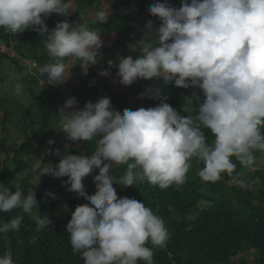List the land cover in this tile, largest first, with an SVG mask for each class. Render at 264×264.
<instances>
[{"label":"clouds","instance_id":"obj_1","mask_svg":"<svg viewBox=\"0 0 264 264\" xmlns=\"http://www.w3.org/2000/svg\"><path fill=\"white\" fill-rule=\"evenodd\" d=\"M72 6V0H0V29L13 36L31 30L44 37L50 62L39 68V75L46 74L50 85L69 78L66 58L87 68L100 58L101 34L90 24H106L105 11L96 12L93 20L81 13L79 23L60 22L49 32L46 19L52 14L68 17ZM149 14L158 18L159 27L149 20L144 39L128 45L137 55L119 57L115 64L108 61L109 68L117 69L123 86L138 79L174 82L180 88L199 89L204 100L194 117L181 116L166 97L161 99L159 88L146 90L149 99L161 100L156 107L121 113L109 97L86 102L83 108L70 97L59 109V131L67 140L96 141L90 156L63 155L58 164L42 169V176L67 177L62 186L70 185L68 191L89 201L75 208L66 225L72 250L84 264H154L153 248L169 242L164 221L145 203L118 197L114 184L128 188L147 181L161 190L180 187L193 158L203 164L197 175L216 183L223 174L233 176L236 162L251 166L255 153H264V0H182L179 8L158 0ZM100 75L111 73L104 70ZM15 91L22 94L19 84ZM193 99L200 97L194 92L188 101L193 104ZM201 126L211 132L212 143ZM118 165H126L121 175L113 174ZM96 169V192L88 195L83 181ZM236 183L244 189L251 186L245 179ZM46 196L56 199L54 193ZM17 209L11 220L0 222V233L20 231L24 214L38 210L34 191L25 195L17 188L12 193L0 184V212ZM32 219L38 232L52 223L46 215ZM0 264L15 261L5 253Z\"/></svg>","mask_w":264,"mask_h":264},{"label":"trees","instance_id":"obj_2","mask_svg":"<svg viewBox=\"0 0 264 264\" xmlns=\"http://www.w3.org/2000/svg\"><path fill=\"white\" fill-rule=\"evenodd\" d=\"M156 2L158 0H72V12L68 17L59 18L52 14L46 19L51 32L60 22L79 23L81 13L89 20H93L95 13L101 10L109 16L106 24L91 23L90 28L102 36L100 54L114 53V56L107 59L98 57V64L88 68L82 66L79 60H74L73 72L87 69L82 76L72 77L67 83L69 98L75 97L78 107L83 108L86 102L95 103L101 97H109L112 107L122 113L124 109H131V100L140 96L144 97L141 107H156L161 100L149 99L146 90L159 88L161 99L166 97L165 102L181 116H195V108L204 100L199 89L180 88L174 82L164 84L161 80L138 79L124 90L114 91L99 80L103 69H108L115 78H119L116 75L117 69L109 68L108 61L115 64L119 57L137 55L128 45H138L144 39L145 26L149 20L153 21L154 27H159L158 18L149 14L150 6ZM159 2L163 3L165 0ZM181 2L182 0H167V3L176 8L181 6ZM10 39L11 35L0 29V43L11 48L14 53L12 56L0 49V60L9 62L18 72L24 70L21 62L25 60L34 61L40 67L50 62L46 41L37 32L26 31L14 44L10 43ZM67 60L68 58L64 62ZM0 82H3L2 78ZM25 92L32 100V105L25 106L16 101L19 114H23L25 118L21 124L11 122L13 112L9 109V99L0 96V184L7 188L17 186L27 195L33 188L31 179L43 167L52 164L56 157L74 153L70 147H65L64 140H56L53 145H49L46 154H40L39 147L50 138L55 126L53 119L56 106L48 108V105L56 95L51 91L38 95L31 87ZM194 92L200 100L193 99L192 104L188 100ZM32 106H36L42 116L33 132L26 121ZM185 108L187 111H184ZM201 128L208 142L212 143L214 137L211 132L202 126ZM15 130L20 131L22 136L17 138L19 143L9 145L13 141ZM95 148L96 146L91 147L90 153L85 155L90 156ZM255 156L253 165L242 166L236 162L233 176L223 174L222 179L216 183L204 182L197 175L203 164L193 158L187 180L180 187L172 185L161 190L147 181L128 188L113 185L118 197L134 198L145 203L164 221L170 239L166 247L153 248L154 264H264V153L257 152ZM28 162L35 167L28 169ZM124 171L126 165H118L113 174L121 175ZM98 174L99 170L96 169L91 175L94 177ZM18 175L22 177L16 185ZM66 179L67 177L58 179L55 185L48 179L41 180L35 194L38 210L34 209L31 215L24 214L20 231L0 233V256L9 253L15 264H84L80 254L72 250L66 225L75 208L87 203L76 193L67 190L70 185L62 186ZM237 179H245L251 186L244 189L236 183ZM256 180L259 183H252ZM47 192L54 193L56 199L46 196ZM19 211L0 212V222H8ZM37 214L48 216L52 222L39 232L32 219ZM148 246L152 247L150 244ZM250 253L251 259L248 258Z\"/></svg>","mask_w":264,"mask_h":264},{"label":"rangeland","instance_id":"obj_3","mask_svg":"<svg viewBox=\"0 0 264 264\" xmlns=\"http://www.w3.org/2000/svg\"><path fill=\"white\" fill-rule=\"evenodd\" d=\"M55 16L61 18V15L55 14ZM93 30V29H92ZM30 32H35L31 30H26ZM24 31L23 33H19L15 36L11 35L10 43L14 44L17 42V40L22 37V35L26 32ZM100 34V33H99ZM102 39V36H101ZM0 49L6 50L8 53H10L12 56H14L13 51L11 48H6L4 47L3 44L0 43ZM114 53H101L100 58L101 59H107L110 57H113ZM75 58H68L67 62L65 63L67 66V69L70 71V76L66 80L65 83L60 84V85H50L51 82L47 81V76H41L39 75V68L40 66L35 63L34 61L31 60H25L22 61L21 64L24 67V70L22 72H18L16 68L11 66V64L5 60H0V78L3 79V82H0V96H6L9 99V109L13 112L12 117L10 118L12 123H18L21 124L24 121V116L23 114H19V105H17L16 101H19L22 105L25 106H30L32 105V100L30 99L28 93L25 92L27 88H32L34 92H36L38 95H41L43 92L46 91H51L55 92L56 97L53 99L52 103L48 105V108H50L52 105H55V116L53 119V122L55 124L54 128L52 129V134L50 135V138L46 140L40 147H39V152L41 155H44L48 152L49 150V144L48 141L51 139L53 141L56 140H64L65 141V147H70L72 149V152L74 153L73 155H85V153L89 152L90 153V148L96 146V142L91 141V142H84V141H78V142H71L66 139L65 134L61 131L60 129V122L56 121L59 118V109L63 107V103L65 104L66 100L69 98L68 94V88H67V83L72 80V77L76 76H82L86 72V68H82L77 72H73L72 66L74 63ZM108 70V69H103ZM109 71V70H108ZM111 73V72H110ZM43 79L44 81L42 82ZM99 80L102 81L105 85H108L112 90L114 91H122L126 88V86H123L122 84L119 83V78H115L113 74L111 73L110 76L105 77L100 75ZM19 84L22 88V94L18 95L15 91L16 85ZM63 98H61V97ZM143 96H140L139 98L135 100H131V110H137L141 108V104L143 102ZM64 99V100H63ZM66 99V100H65ZM53 111V110H52ZM42 119L41 114L39 113L38 109L36 106H32V109L30 113L28 114V117L26 118V121L28 125L30 126V131L33 132L36 127L37 123ZM13 129V128H12ZM14 138L13 141L9 143L11 144H16L19 143V139H17L20 135L21 132L18 130H15L13 132ZM22 136V135H21ZM57 142V141H56ZM60 161V157H56L51 165H56ZM34 162V161H33ZM28 169L34 168V164L31 162H28L27 164ZM21 175H18L15 180V184L17 185L19 180L21 179ZM42 179H48L52 185L57 184L56 178H53L49 175H44L42 176V171H40L36 177L31 179V185L33 188L30 189L31 191H34L35 194L39 190L40 182ZM85 190L88 195H93L96 192V187L93 182V177L88 176L84 179L83 181ZM70 187V186H69ZM17 189V186L15 187H9V190L14 193L15 190ZM49 193V192H47ZM84 201H86L87 204H89V201L85 200L84 198L80 197ZM91 206V205H90ZM251 253L248 255V258L251 259Z\"/></svg>","mask_w":264,"mask_h":264}]
</instances>
